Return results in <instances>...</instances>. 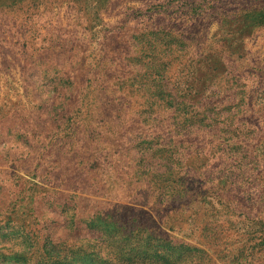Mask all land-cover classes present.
Returning a JSON list of instances; mask_svg holds the SVG:
<instances>
[{
    "label": "rangeland",
    "instance_id": "rangeland-1",
    "mask_svg": "<svg viewBox=\"0 0 264 264\" xmlns=\"http://www.w3.org/2000/svg\"><path fill=\"white\" fill-rule=\"evenodd\" d=\"M0 264H264V0H0Z\"/></svg>",
    "mask_w": 264,
    "mask_h": 264
}]
</instances>
